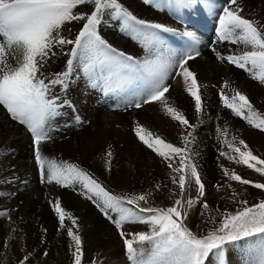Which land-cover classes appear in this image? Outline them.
<instances>
[{
	"label": "snow or ice",
	"instance_id": "6c2138e0",
	"mask_svg": "<svg viewBox=\"0 0 264 264\" xmlns=\"http://www.w3.org/2000/svg\"><path fill=\"white\" fill-rule=\"evenodd\" d=\"M144 2L150 4L152 0ZM221 3L222 6L217 7L210 0H170L168 6L179 10L202 4L209 9L214 17L217 40L239 48L238 52L226 56L214 48L217 59L244 70L264 85V23L248 18L243 0H221ZM106 15L120 20L123 30L147 50L148 55L143 61L118 51L101 36L99 28ZM73 22L83 23L74 37L65 35V32L71 33V28L66 26ZM175 32L174 28L137 18L119 0H0V106L31 133L41 180L78 191L92 201L120 230L131 264H228V246H239L252 253L248 264H264V199L255 203L240 199L247 188L240 192L232 190L233 202L240 205L234 212L213 210L207 201H203L201 215H207L205 222L210 221L215 226L206 234L194 233L185 224L188 210L205 195V181L196 159L199 152L193 151L197 144L198 124L190 123L181 111L169 104L166 93L171 85L168 80L182 78L198 116L206 113V101L197 74L189 66L190 61L200 56L195 33H184L192 43L187 50L180 51L164 47L160 35ZM57 50L68 59L63 71L49 75L46 69L58 55ZM80 67L91 86L101 87L105 92L134 85L126 107L139 109L158 102L183 129L182 146H176L139 123L135 127L138 139L161 157L170 170V180L179 190L172 206L141 207L140 202L147 203L150 193L113 194L85 169L73 163H58L43 152L42 143L51 141L52 132L56 130L52 120L61 114L65 105L73 107L57 89L66 92L74 72ZM219 100L224 109L264 132V114L254 108L244 92L231 87L228 81L219 90ZM216 133L220 157L245 165L264 177V158L254 155L243 139L230 135L227 124L217 125ZM112 156L109 148L105 158L108 170H111ZM220 167L228 180L264 191V183L243 178L223 165ZM192 182L197 187V199L190 196L185 199ZM156 187L159 189L160 186ZM216 187L219 190L221 185ZM49 204L60 229L70 238L68 248L73 264H82L83 239L78 234L77 218L62 207L59 198L49 200ZM213 211L219 214V220ZM66 220L71 221V226L66 225ZM137 223L149 226V230L133 233L124 230L126 224ZM28 260L29 255L22 257L21 264Z\"/></svg>",
	"mask_w": 264,
	"mask_h": 264
},
{
	"label": "bare ground",
	"instance_id": "6f19581e",
	"mask_svg": "<svg viewBox=\"0 0 264 264\" xmlns=\"http://www.w3.org/2000/svg\"><path fill=\"white\" fill-rule=\"evenodd\" d=\"M119 2L139 19H143L149 23L163 24L167 27L176 29L175 33L168 34L176 38L180 42V45L178 43H172L162 37L164 47L180 51L187 50L192 41L189 37L185 36L184 33H195V37L198 40L196 46L200 52V56L190 61L189 66L190 69L197 74V80L201 85L202 96L206 101V113L203 116H198L195 112L194 101L192 97H188L186 88L180 77L170 78L171 81L175 80V82H173V86L170 88L169 92L166 93V97L171 106L181 111L182 114L189 119L190 123L198 124L195 132L197 144L193 146V151L199 152V156L196 157V159L200 166L202 177L207 179L209 176L213 175L214 177L222 179L220 183L221 188L216 190L217 195H222V206L224 211L234 212L240 205L233 202L232 190L235 189L237 192H240L246 187H241L242 185H239L238 182L228 181L220 165L235 170L237 174L241 175L243 178L254 180H262V178L258 173L247 169L245 165H237L227 159L222 158L223 160L221 161L220 158L216 165L213 159L214 155L206 154L207 150L212 147L211 143H218L216 133L217 125L222 126L227 124L229 130L230 126H232L236 131L235 135L243 139L249 145L254 155L264 158V133L259 130H253L247 123H242L241 121L243 120L239 121L237 119L238 117L234 116L230 110L224 109L222 107V102L219 100V90L225 81H228L231 87L239 89V87L242 86L248 88V95L252 98L251 102L254 108L260 112L264 110V85L253 80L249 74H245L244 70L228 64L227 61L221 62L217 59L213 51L214 48L218 49L225 56L232 52H238L239 48L228 42H219L217 40L215 31L216 26H213L215 24L214 17L210 14L209 9L205 8L202 4H196L191 7L177 10L168 6L170 0H152L150 4L145 3L144 0H119ZM210 2L215 3L217 7L222 6L221 0H210ZM243 3L248 18L264 23V0H243ZM170 8L171 13L168 12ZM116 21H118L120 27L115 29H109L106 27V24L105 26L104 23H102L105 27L103 26V28L99 30L101 36L118 51L143 61L148 55L147 50L140 42L133 39L123 30L120 20L116 19ZM200 22H207V25H202ZM74 23L75 22L66 26L71 28V33L65 32V35L75 36L80 28L74 26ZM65 51H67V48H65ZM57 52L58 55L50 61L46 69L49 75L53 72L63 71L65 68L68 57L59 53V50H57ZM77 73L78 75L80 73L79 77H77ZM169 83L171 84V82ZM204 85L207 87H203ZM133 86L134 85H125L123 88H117L116 91L105 92L101 87H92L88 76L84 73L83 67L78 68L73 74V82H71L68 90L66 92H61L57 89V92L62 98L69 101L73 107L65 105V107L60 110L61 114L51 122L52 127L56 129L52 132L51 141L45 142L46 144H42L41 147L49 158L56 159L58 163H61L57 155L59 152L58 147L63 154H69L70 149H74L76 162L73 164L91 173L94 178L98 179V181L113 194L150 193L147 203L140 202V205H142L141 207H148V205L151 207L153 205L162 204L170 207L174 204L175 199L178 198L179 190L170 180L169 169H167L165 163H162L163 160L161 158L151 154L146 145L139 144L141 141H139L137 136L134 137L128 133L130 125L137 120L138 122L144 123L154 120V118L158 116L157 110L162 104L158 102L150 103V106L146 104L144 105L146 108L143 106L145 109L137 112V114L134 113V111L131 113L127 112L123 115L119 114L118 110H125L126 105L129 104V100L134 92ZM123 95L124 97L122 98ZM117 98L120 100L117 101ZM116 102L120 104H116ZM115 105L118 106V108H115ZM169 123L170 129L168 130H170V132L166 141L176 146H182L183 129L178 122L172 120L171 117ZM207 132L210 133L211 140L206 136ZM166 133L167 132H165V134ZM31 136V133L25 125H21L18 121L13 120L7 110L3 106H0V195H7L0 205V210H2L4 214H8V212L13 209L14 205L19 204V201L22 202L23 206L27 204L29 200L27 199V194H25L26 191L30 187L31 182L39 181V169L34 158V142ZM58 138L59 140H57ZM54 143H58V145ZM200 143H205L202 150ZM109 148L113 152V156L111 157V170L107 169L105 163L106 152ZM67 159L71 161L70 156H68ZM151 172L153 173V178H151ZM229 184H231V187H228ZM157 185L160 186L159 189H157ZM191 188L197 191L194 182L191 183ZM205 190L207 194L212 192L209 186H205ZM68 192L69 190H67V193ZM247 195H249L248 191L241 196L240 199L246 198L250 201L251 198H247ZM228 197L232 198L229 200L227 199L228 201H223V198ZM72 204L79 210V214L77 213V223L81 228L90 221L87 211L89 212L90 210V212H95L94 210H99L92 201H89L78 191L77 198L75 197ZM30 205L31 203L27 205V210ZM194 207L197 208V206ZM161 208H163V206ZM192 208L191 210L194 209ZM28 216L32 217L29 211ZM200 216H202L201 213ZM24 217H26V219L28 218L26 215H24ZM140 225L142 226V224ZM134 226L136 228V230L134 229L135 232L149 230V226L146 225L142 227L139 226L141 227L140 229H138L137 225L134 224ZM50 232V229H48L45 235L49 236ZM82 238L84 239V237ZM117 241L119 244H122V237H119ZM116 243L115 240L112 242V245L114 246ZM93 245V241L88 239L85 240V249L88 257L92 258V256H96L100 257L101 260L112 259L107 260L108 262H105L106 264H131L127 254L125 255V247L117 248L119 252L124 251V256L114 258V253L110 248L108 250L101 248L99 252V246L103 245ZM143 247L148 248L149 246L144 245ZM238 261L239 262L233 264H248L249 258H240Z\"/></svg>",
	"mask_w": 264,
	"mask_h": 264
},
{
	"label": "rangeland",
	"instance_id": "374dc122",
	"mask_svg": "<svg viewBox=\"0 0 264 264\" xmlns=\"http://www.w3.org/2000/svg\"><path fill=\"white\" fill-rule=\"evenodd\" d=\"M170 11H171V8H170V10H168V12L171 13ZM106 20H107V22H106ZM82 23L83 22H81V23L75 22L74 26H77V27L80 28L82 26ZM103 23H104V25L106 24L107 26L106 25L105 26L108 27L109 29H115V28L120 27V24L118 23V21H116V19L112 18L111 15H106L105 18H104V22ZM200 23H202V25H207V22H200ZM104 25L100 26L99 30L101 28H103ZM213 26H215V24ZM160 35L165 38L163 33H161ZM172 43H174V42H172ZM125 55H127V54H125ZM245 74H246V72H245ZM76 75H77V77H79L80 73H79V75H78V73ZM71 82H73V79H72ZM169 82H171V84ZM173 82H175V80L174 81H171V80L168 81V83L171 85L170 88H172ZM239 90H241L245 94L247 93L246 95L249 97L250 101L252 100V98L248 95V88H244V87L241 86V87H239ZM123 97H124V95L122 96V98ZM188 97L191 98L189 95H188ZM119 100L120 99L117 98V101H119ZM116 104H120V103L116 102ZM148 106H150V104ZM162 106L160 105L159 109L157 110L158 111L157 114H158L159 117L157 116L156 118H154V120H152L150 122H147V123L140 122V121L138 122V120H137L135 123L130 125L128 133L130 135L136 137V135H135V127H136V124L139 123L140 125H142L146 129L150 130L154 135H159L163 139L167 140L169 132H170V130H168V129H170V123H169L170 122V116L167 113H165V111H163L164 110V106L163 107ZM144 107L142 106L141 108L137 109V108L128 106V107H125V110H118V112H119V114L123 115V114H126L127 112L131 113L132 111H134V113L137 114V112H140L141 110L146 108V107L145 108ZM115 108H118V106L115 105ZM124 111H126V112H124ZM261 111H260V113H264V110H261ZM113 112H117V111H113ZM165 115H167V116H165ZM237 119L239 121L242 120V119H239V118H237ZM241 122L242 123L243 122L246 123L244 120L241 121ZM232 129H233L232 126H230V130H231V131L229 130L230 135L231 134H236L235 129H233V130ZM253 130L256 131L258 129H254L253 128ZM165 132H167V133L165 134ZM262 133H264V132H262ZM206 136L208 137V139L211 140L209 132L206 133ZM57 140H59V138ZM42 144H46V143L44 142ZM54 144L58 145V143L57 144L54 143ZM139 144H143V143L141 142ZM211 144H212V147L209 150H207L206 154H213L214 155L213 159H214V161H215V163L217 165V161L220 158H221V161L223 159H225V158L220 157L219 154H218L217 150L220 147V144L219 143H211ZM200 145H201V150H202L204 148L205 143H200ZM214 148H216V149H214ZM148 150L151 152V154L153 156H157L150 149H148ZM58 151H57L58 152L57 153L58 159L61 162H68V163H75L76 162L75 150L74 149L71 148L69 154H67V153L63 154L60 151L59 147H58ZM68 156H70L71 161H69L67 159ZM157 157H159V156H157ZM159 158H161V157H159ZM139 159L141 160L140 157H139ZM141 163H142V161H141ZM162 163H165V162L163 161ZM165 165H166V163H165ZM151 168H149V169H151ZM249 170H251V169H249ZM169 174H170V170H169ZM212 176H209L207 179H204V177H203V179L205 181V186H209L210 187V191H212V192H209L207 194V191L205 190L204 197L201 198L200 201L197 204L194 205V206H197V208H195L193 206V208H194V209L192 208L193 210L189 209L188 213H187L188 217L185 219V224L187 226H189V228L194 233H197L199 235L206 234L207 231H210V230H212L215 227L210 221L207 222V223L205 222L208 219L207 215L200 216V213L202 211H204V209L201 207V204L203 203V201H207V203L209 204V206L213 210L216 209V208H219L221 212H224V209H223V206H222V197H221L222 195L218 196L217 195V191H216L217 190L216 185L220 184L222 179H219V177H214V176L212 177ZM151 178H153V173L152 172H151ZM261 178H262V180H258V179H255V180L254 179H249V180H251L253 182L264 183V177L261 176ZM38 180L39 181L31 182L30 187L28 188V190L25 193V194H27V199L29 200V202L27 204H24V206H23L22 202L19 201V204L14 205L13 209L10 212H8V214H4L2 211H0V264H21L22 257H24L26 255H29V260L26 262V264H32V263L35 264V262H36V264H73V257L71 256V252H70V250L68 248V244L70 243V238H68L66 236L65 230L60 229L59 223H58V218L56 217L53 209L51 208V206L49 204V200L54 199V198H59L61 200L62 207H64L67 211H70V212L72 211L71 213L78 220V216L77 215L79 214V210H78V208H76L72 204L73 201L75 200V197L77 198V191H73L72 189L63 188V187H61L59 185H56L55 183L47 184L46 180L45 181L41 180L40 174H39ZM151 180H154V179H151ZM234 182H236V181H234ZM206 183H208V184H206ZM48 186H49V188H48ZM241 187H246L247 188V191L249 192V195H247V198H251L250 201H249L250 203L256 202L259 199H264V191L258 190V189H254V188H252L251 185L241 186ZM33 189H35V190H33ZM67 190H69L68 193H67ZM31 191H34V192H31ZM189 195H190V197L192 199L195 200V199H197L198 192L196 190L194 191L192 188H190V190L185 193V199L189 198ZM191 195H194V196H191ZM4 197L6 198L7 195H0V205L5 200ZM42 198H44V199H42ZM231 198L232 197L223 198V201H228ZM1 199H3V200H1ZM21 199H25V198H21ZM41 199H42V201H41ZM29 203H31V205H30L29 209L27 210L26 207H27V205ZM33 203H35V204H33ZM140 206H142V205H140ZM155 206L157 208H161L162 206H163V208L169 207V206L164 205V204H162V205H153L151 207H155ZM148 207H150V205H148ZM28 211L32 214L33 218L28 216ZM94 211L95 212H90V210H89V212L87 211L90 221L83 228L78 226V234L81 233L80 235L82 237H84L85 240L88 239L90 241H93L94 242L93 246H96L97 244H102L103 246H99V252H100L101 248L104 249V250H108L110 248L113 251V253H114V255H113L114 258H116V257L120 258V257L124 256V251H125V255H126L127 254L126 253V249L124 251H121V252H119L118 249H117V248L125 247V245L123 243L119 244V242L117 241L119 239V237H121L120 234H119L120 230H118L115 227V225L112 222V220L106 218V216L102 212H99L100 210H94ZM83 212H85V211H83ZM212 214L213 215L216 214L215 215L216 217L218 215L217 220H219V214L218 213L213 211ZM24 215H26L28 218L26 219V217H24ZM37 221H38V223H37ZM66 225L71 226V222L69 220L68 221L66 220ZM135 225L138 226V229H140L142 226H145V225L141 226L138 223L135 224ZM139 226H141V227H139ZM44 229H46L47 231L46 232H42V231H44ZM48 229H50V231H51L49 236L45 235V234H47ZM134 229L136 230L134 224H126L124 226V230L126 232H128V233H131L132 231L135 232ZM201 229H202V231H201ZM74 230H76V229L74 228ZM88 230H90V231H88ZM34 231H35V233H34ZM93 235H95V236H93ZM84 239H83L84 258L82 260V264H106L105 262H108L107 260H112V259H105V260L102 259L101 260L100 257H96V256L95 257L92 256V258L88 257L86 249H85V240ZM115 240H116L117 243L113 246L112 242L115 241ZM5 244H6V247L4 246ZM139 246L137 245V247H139ZM45 252L48 253L47 256L43 255V253H45ZM251 256H252V253H250L247 249L241 250V248L239 246H237V247L228 246L227 247V261H228V264H233L235 262H239L238 260L240 258H249L250 259Z\"/></svg>",
	"mask_w": 264,
	"mask_h": 264
}]
</instances>
